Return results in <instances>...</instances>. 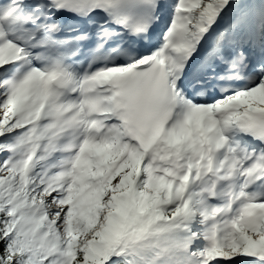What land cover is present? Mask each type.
Here are the masks:
<instances>
[{
    "label": "snow or ice",
    "instance_id": "snow-or-ice-1",
    "mask_svg": "<svg viewBox=\"0 0 264 264\" xmlns=\"http://www.w3.org/2000/svg\"><path fill=\"white\" fill-rule=\"evenodd\" d=\"M0 264H264V0H0Z\"/></svg>",
    "mask_w": 264,
    "mask_h": 264
}]
</instances>
